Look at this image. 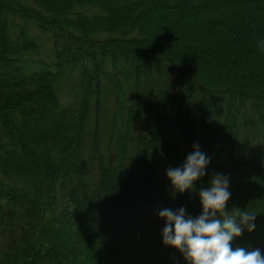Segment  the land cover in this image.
<instances>
[{"label": "trees", "instance_id": "1", "mask_svg": "<svg viewBox=\"0 0 264 264\" xmlns=\"http://www.w3.org/2000/svg\"><path fill=\"white\" fill-rule=\"evenodd\" d=\"M260 37L264 0H0V264H188L158 212L199 215L217 172L257 213L232 248L264 254ZM197 142L206 174L173 193Z\"/></svg>", "mask_w": 264, "mask_h": 264}, {"label": "clouds", "instance_id": "2", "mask_svg": "<svg viewBox=\"0 0 264 264\" xmlns=\"http://www.w3.org/2000/svg\"><path fill=\"white\" fill-rule=\"evenodd\" d=\"M257 51L264 55V37L256 41ZM211 156L193 144L183 162L168 166L166 177L173 193L183 194L195 189L196 181L206 174ZM202 211L192 216L181 206L177 209L162 208L158 216L165 220L162 243L182 253L188 264H264V254L259 248L246 250L232 248L230 241L241 235L246 227L255 229L256 212L235 208L226 210L231 196L229 174L217 172L211 176L208 186L198 191Z\"/></svg>", "mask_w": 264, "mask_h": 264}, {"label": "rangeland", "instance_id": "3", "mask_svg": "<svg viewBox=\"0 0 264 264\" xmlns=\"http://www.w3.org/2000/svg\"><path fill=\"white\" fill-rule=\"evenodd\" d=\"M14 21L18 24H27L30 27L31 32L39 37V41L41 44V50H40V53L36 55V57L38 58L42 57L44 59L51 61L53 58L52 57L53 43L51 39V34L50 33H40L30 21L23 20L19 17H16ZM109 101L110 102L107 105L108 107H110V105L112 104L111 103L112 101L111 100Z\"/></svg>", "mask_w": 264, "mask_h": 264}]
</instances>
